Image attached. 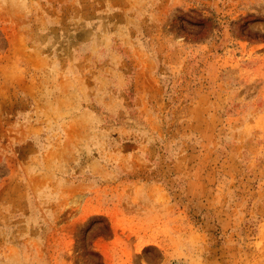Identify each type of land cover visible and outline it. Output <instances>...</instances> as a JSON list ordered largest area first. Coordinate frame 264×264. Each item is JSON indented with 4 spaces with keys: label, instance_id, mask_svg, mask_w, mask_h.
I'll use <instances>...</instances> for the list:
<instances>
[{
    "label": "rangeland",
    "instance_id": "rangeland-1",
    "mask_svg": "<svg viewBox=\"0 0 264 264\" xmlns=\"http://www.w3.org/2000/svg\"><path fill=\"white\" fill-rule=\"evenodd\" d=\"M264 0H0V264H264Z\"/></svg>",
    "mask_w": 264,
    "mask_h": 264
},
{
    "label": "trees",
    "instance_id": "trees-1",
    "mask_svg": "<svg viewBox=\"0 0 264 264\" xmlns=\"http://www.w3.org/2000/svg\"><path fill=\"white\" fill-rule=\"evenodd\" d=\"M253 37H254L255 40H256V39H261V40L264 41V36L258 37V36H256V35H254Z\"/></svg>",
    "mask_w": 264,
    "mask_h": 264
}]
</instances>
